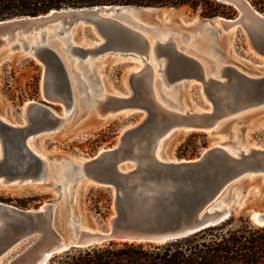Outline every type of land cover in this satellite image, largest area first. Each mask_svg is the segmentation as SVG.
<instances>
[{
    "label": "water",
    "instance_id": "95a60500",
    "mask_svg": "<svg viewBox=\"0 0 264 264\" xmlns=\"http://www.w3.org/2000/svg\"><path fill=\"white\" fill-rule=\"evenodd\" d=\"M216 1L235 7L239 13L234 18L199 19L208 36L214 39L218 31L242 27L253 48L264 55V14L246 0ZM139 8L159 7L134 4L67 7L0 20V49L5 42L10 47L34 48L31 55L43 63L49 89L52 84L45 103L60 101L69 108L74 99L68 63L46 41L55 37L69 43L74 30L85 25L103 41L96 47L71 46L66 56L71 63L77 59L75 65L85 67L88 54L94 57L105 53L134 57L144 63L140 71L128 76L129 94L110 95L99 101V108H137L146 113L143 121L124 128L113 146L100 149L94 157L66 160L60 179L49 174L48 163L34 153L27 141L50 125L61 123L64 117L44 103L30 102L23 115L24 125H12L0 118V184L24 180L42 182L55 197L54 201L26 209L0 201V264H47L54 255L70 249L109 241L160 243L191 234L230 218L241 207L246 191L251 190L247 186L237 199L235 187L244 179L264 175V148L259 147L232 153L222 146H214L192 160L155 155L156 141L174 128L210 130L225 113L264 104V75L249 77L234 65L224 64L218 71L219 76L205 77L203 62L212 64L211 60L178 49L171 33L166 39L154 35L151 43L145 31L154 29L143 24L139 11L131 10ZM31 39L34 41L29 46ZM149 49L153 52L152 59ZM160 57L165 64L153 78L151 63L161 61ZM75 68H71V73L77 78L76 86L85 90L87 83L78 78ZM133 78L135 86L131 85ZM181 79L200 81L204 88L221 90L223 94L214 98L213 108L208 111L183 112L163 107L153 95L154 86L158 84L160 96L172 105L164 90ZM106 101L110 103L107 106ZM36 109L44 115L43 126H33L37 119L30 112ZM135 136L145 142L135 143L132 141ZM16 150L24 157L20 163L23 169L5 170ZM67 186L68 196L75 189L85 191L89 187L110 192L111 213L107 223L98 226L80 223L76 217L67 220L60 210ZM247 219L252 225L264 227V209L249 208ZM35 237L32 244L17 251Z\"/></svg>",
    "mask_w": 264,
    "mask_h": 264
},
{
    "label": "rangeland",
    "instance_id": "374dc122",
    "mask_svg": "<svg viewBox=\"0 0 264 264\" xmlns=\"http://www.w3.org/2000/svg\"><path fill=\"white\" fill-rule=\"evenodd\" d=\"M247 1L254 9L264 14V0ZM233 9L235 14L232 17L220 14L217 16L234 18L239 11L235 7ZM220 11L227 12L228 9L220 8ZM146 12L145 10L139 12V18L143 24L156 29L159 33H171L172 40L179 44L182 51L184 50L203 59H209L211 56L225 57L240 72L249 77L264 75V55L253 48L242 27H237L230 32L220 33L215 39H212L206 35L200 23L192 24L196 19L202 20L209 17H203L186 6L160 7L149 13ZM145 32L150 33L148 30ZM74 33L77 40L80 37L89 42L98 39L97 35L85 25L77 27ZM199 38L209 45L208 49H201V52L194 50L196 41ZM53 40L57 39L55 37L49 38L46 42L51 44L54 42ZM28 45H31L30 42H28ZM58 47L60 48V46ZM212 47L215 48L214 51L211 50ZM10 48L7 49L6 46H3L0 49V116H4L8 121L24 123L22 107L29 101L44 103L59 115H62L61 110L64 106L60 101L54 103L44 102V97L52 89V84L50 85L51 89H49V80L43 63L37 57L31 55L28 48L18 45ZM93 56L88 54L85 57L87 64L94 65L93 72H86L85 76H88L86 81L89 84L93 83L92 86L96 90V94H100L102 91L105 93L106 91H114L119 94H129V87L125 83L124 76L129 69L141 64L142 61L134 57H120L110 53L95 54ZM76 60L71 63L66 59L70 69L80 67L75 65ZM160 60L164 62L163 57H160ZM71 75L73 76L74 98H79L81 102L74 107V110L70 111V114L61 123L50 125L52 126L50 131H39L33 138V144L37 150L44 153L50 160L57 159L61 161L72 158L94 157L100 149L113 146L125 127L140 123L146 117L143 109L136 108L127 109L128 112L114 114L109 119L100 122L99 119H96L97 110L83 105L86 100L84 98L85 90L76 86L77 78L73 72ZM135 78L131 82L133 86H135ZM225 78L223 77V79ZM230 78L233 79V76ZM181 85L183 86L180 87ZM155 87L156 97L161 100L160 103L169 108H174V110H182L183 108L196 111L206 110L207 108L212 109L214 98L223 94L221 90L219 92L213 88H204L200 81L181 79L170 83L167 89L164 90L166 96L171 94L170 97L173 98L171 99L172 105H168V101L163 100L160 96L158 84ZM105 103L106 106L110 104L107 101ZM216 111H218V108ZM239 112L232 113L227 117L217 118L216 120L220 121L219 124L210 130H193L184 129L183 127L172 129L163 138L158 151L159 155L173 160H192L214 146L230 147L239 143L246 146L245 143L249 142L253 144V147L264 148V104L252 106L244 112ZM30 113L31 116L33 115L37 119L33 126H43L45 121L42 119L44 116L42 111L36 109L34 113ZM95 121L100 123L93 126ZM8 138L12 139L11 136H8ZM134 140L135 143L145 142V139H139L138 136L132 139V141ZM1 149L0 142V154ZM23 158L16 150L9 157L10 162L5 166V170L15 172L23 169L20 167ZM26 182L32 184L23 183L24 185L11 187L1 186L0 201L22 209L37 208L47 201H54V194L49 190H41L40 185L36 184L37 181ZM11 183H4L3 185ZM247 186H251V190H247L241 207L234 211L236 215H243L246 218L249 208L264 209V175L244 179L235 187L236 193L241 196ZM99 192L104 195L99 201L100 213L96 212L94 208L96 204L94 201ZM111 200L112 194L110 192L89 187L85 191H75L72 196H64L60 210L63 216H65V212H71L78 218L80 223L102 226L107 223V217L111 213ZM102 205L107 207H102ZM35 239L36 237L26 241L17 251H23Z\"/></svg>",
    "mask_w": 264,
    "mask_h": 264
},
{
    "label": "trees",
    "instance_id": "16d2710c",
    "mask_svg": "<svg viewBox=\"0 0 264 264\" xmlns=\"http://www.w3.org/2000/svg\"><path fill=\"white\" fill-rule=\"evenodd\" d=\"M116 4L186 6L203 17L235 14L232 6L216 0H0V20L52 9ZM103 197L99 192L94 201L98 213ZM47 264H264V227L234 213L218 224L176 239L160 243L109 241L56 254Z\"/></svg>",
    "mask_w": 264,
    "mask_h": 264
},
{
    "label": "bare ground",
    "instance_id": "6f19581e",
    "mask_svg": "<svg viewBox=\"0 0 264 264\" xmlns=\"http://www.w3.org/2000/svg\"><path fill=\"white\" fill-rule=\"evenodd\" d=\"M247 1V0H246ZM160 8V7H159ZM156 9H158V8H139V9H131V10H135V11H139V12H141V11H143V10H145V11H147L146 13H149V12H151V11H153V10H156ZM198 22H199V19H196V20H194L193 21V23L192 24H198ZM233 29H235V28H231V29H228L227 30V32H230V31H232ZM33 31V30H32ZM205 33H206V35L208 36V32L207 31H205ZM220 33H225V32H221V31H218L217 32V35H216V37L220 34ZM74 35V36H73ZM150 35H151V37H153L154 35H155V37H157V38H162V39H166L169 35H170V33H164V32H158L156 29H154L153 30V32H150V33H147V36H148V38H149V40H150V42L152 43V40H151V37H150ZM215 39V38H214ZM32 40H29V42H30V44H32V42H31ZM102 38L100 37V39H94V40H91L90 42L89 41H87V40H84L82 37H80L78 40L76 39V37H75V33H73L72 34V36L70 37V42L69 43H66V41H59V40H57V41H54V42H52L51 43V45H49L52 49H54L60 56H61V58L66 62V56H67V54L70 52V49H71V46H73V45H84V46H87V47H96V46H99L101 43H102ZM4 46H6L7 47V49H11L10 48V43L9 42H5V45ZM30 46V45H29ZM58 46H60V48L58 47ZM195 46H196V48H194V50L195 51H198V52H201L202 50L201 49H208L209 48V45L204 41V40H202L201 38H199L197 41H196V44H195ZM194 46V47H195ZM176 47L178 48V49H181L180 48V46H179V44L176 42ZM65 48V49H64ZM212 51H214L215 50V48L214 47H212V49H211ZM30 52H31V54H33V52L35 51V49L34 48H31L30 50H29ZM61 51H63L64 52V54H63V52H61ZM184 51V50H183ZM185 53H187V54H189L188 52H186V51H184ZM149 55H150V59H152L151 58V56L153 57V52H152V49H149ZM189 55H193V54H189ZM193 56H196V55H193ZM205 58V57H204ZM209 59L211 60V63L212 64H207L206 62H203L204 63V67H205V77H207L208 75H216V76H219V73H218V71H219V69H220V67L222 66V65H224V64H230V65H234V64H232L231 62H228V60L227 59H225V57L224 58H219V57H213V56H211V57H209ZM155 62L156 63H151V69H150V73H151V77L153 76V78H155V76L157 75V73H159V72H161V70L163 69V67H164V64L165 63H163L162 61H157V60H155ZM67 64V63H66ZM142 64V65H141ZM141 64H137V65H135L134 67H132L131 69H129V71H127L126 72V74H125V76H124V80H125V83L127 84V80H128V76L131 74V73H133V72H137V71H140L142 68H143V66H144V63H141ZM67 70H68V73H69V76H70V79H71V83H73L72 82V80H73V76L71 75V69H70V67H69V65L67 64ZM93 68H94V65H92V64H86V66L85 67H76V71L78 72V78L79 79H82L85 83H87V86H85V92H84V98L86 99L84 102H83V105H86L87 107H93V108H95L96 110H97V114H96V119H99V121L101 122V121H105V120H107V119H109L110 117H112L114 114H117V113H121V112H126L127 110H113V109H111V108H108V109H100L99 108V101H101V100H103L102 98H104V99H107L110 95H121V94H119V93H116V92H114V91H106V93L104 92V91H102V93H100V94H96V90L94 89V87L92 86L93 85V83L92 84H89V82L88 81H86V79L88 78V76H85V73L86 72H93L92 70H93ZM211 68H213V69H211ZM214 70V71H213ZM215 73H217V74H215ZM75 81V80H74ZM76 82H77V79H76ZM183 85H184V83H182ZM73 85V84H72ZM183 85H181L180 87H182ZM87 90V91H86ZM156 87L154 86V97H155V99L160 103V99L158 100L157 99V97H156ZM220 92V91H219ZM159 93H160V90H159ZM170 96H171V94H169ZM170 96H168V98L171 100V99H173V98H171ZM44 99H47V97L45 96L44 97ZM172 101V100H171ZM30 102H34V101H29V102H26L24 105H23V107H22V112H23V115H25L26 114V106H27V104L28 103H30ZM81 102V100H79V98H74L73 99V103L71 104V107H69V108H66L64 105V107H63V109L61 110L62 111V115H60V116H62V117H64V118H66L69 114H70V111L73 109H75L74 107L75 106H77V105H79V103ZM163 107H165V108H167V109H170V110H173V111H196V110H194V109H192V110H188V109H182V110H174V108H169L168 106H165V105H163L162 103H160ZM177 104V103H176ZM207 111L208 110H210V108H207L206 109ZM198 112H202V111H204V109H200V110H197ZM244 111H246V110H240V112L239 113H241V112H244ZM128 112V111H127ZM231 115V113L229 114V113H225V115L223 116V117H227V116H230ZM0 118L2 119V120H4V121H6L7 123H9V124H12V125H18V126H21V125H24V123H25V118H24V123H19V122H12V121H8L4 116H0ZM100 122H94L93 123V126H97ZM219 122L220 121H217V122H215L214 124V126H217L218 124H219ZM64 125V124H63ZM128 127V126H127ZM126 128V127H125ZM214 128V127H213ZM50 129H51V127H48V128H46L45 130H48V131H50ZM45 130H42V131H45ZM171 132V130L170 131H168V132H166L164 135H163V137H161V138H159L157 141H156V147H155V150H154V153H155V155L157 156V157H159V158H164V157H161L160 155H159V148H160V145H161V143H162V141H163V138L165 137V136H167L169 133ZM37 134H35L34 136H32V137H30L29 139H28V145H29V147L34 151V153H36L37 155H39L42 159H44L47 163H48V167H49V170H48V172H49V174L50 175H53V176H56V178H61L62 177V169H63V165H64V163H65V159L64 160H61V161H58L57 159H48L47 157H46V155L44 154V153H41L40 151H38L37 150V148L34 146V144H33V138L36 136ZM240 141V140H239ZM246 144V146H242L240 143L239 144H237V145H231L230 147H228V146H224V148H226V149H228L230 152H232V153H237L239 150H244V151H246V150H248L249 148H251L252 146H253V144H250L249 142H246L245 143ZM100 151V150H99ZM80 159H84V158H72V160H80ZM165 159H168V158H165ZM23 183H29V182H26L25 180L24 181H22L20 184L19 183H11V184H8V185H3V184H0V187L1 186H7V187H11V186H14V185H24ZM29 184H32V183H29ZM37 185H40V189L41 190H46L47 188L45 187V185L42 183V182H37L36 183ZM77 189H75L74 190V192L76 191ZM68 192H69V188H68V186L67 187H65V189H64V196H68L67 194H68ZM236 192V191H235ZM247 192V191H246ZM235 196L236 197H238L237 199H239V197H240V195L239 194H237V193H235ZM242 201H244V198H243V200ZM65 218L67 219V220H73L74 218H75V216L71 213V212H65Z\"/></svg>",
    "mask_w": 264,
    "mask_h": 264
}]
</instances>
